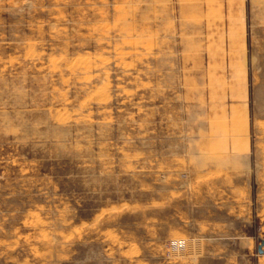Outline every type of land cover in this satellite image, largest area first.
Instances as JSON below:
<instances>
[{
    "label": "rangeland",
    "instance_id": "obj_1",
    "mask_svg": "<svg viewBox=\"0 0 264 264\" xmlns=\"http://www.w3.org/2000/svg\"><path fill=\"white\" fill-rule=\"evenodd\" d=\"M263 243L264 0H0V264Z\"/></svg>",
    "mask_w": 264,
    "mask_h": 264
},
{
    "label": "water",
    "instance_id": "obj_2",
    "mask_svg": "<svg viewBox=\"0 0 264 264\" xmlns=\"http://www.w3.org/2000/svg\"><path fill=\"white\" fill-rule=\"evenodd\" d=\"M263 246H264V243H263ZM263 246H262V247H263ZM262 247L259 248V253H260V254L263 253Z\"/></svg>",
    "mask_w": 264,
    "mask_h": 264
}]
</instances>
